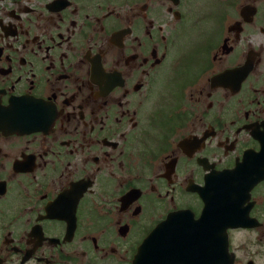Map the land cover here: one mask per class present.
<instances>
[{
	"label": "flooded vegetation",
	"instance_id": "obj_1",
	"mask_svg": "<svg viewBox=\"0 0 264 264\" xmlns=\"http://www.w3.org/2000/svg\"><path fill=\"white\" fill-rule=\"evenodd\" d=\"M183 210L264 264V0H0V264H172Z\"/></svg>",
	"mask_w": 264,
	"mask_h": 264
},
{
	"label": "water",
	"instance_id": "obj_2",
	"mask_svg": "<svg viewBox=\"0 0 264 264\" xmlns=\"http://www.w3.org/2000/svg\"><path fill=\"white\" fill-rule=\"evenodd\" d=\"M206 215L201 219H195L192 212L183 210V213L173 214L163 222L167 227L163 230V240L165 241L163 247L172 255V259L168 263L183 264L187 262L185 260L186 255L196 256V248L198 247L196 243L197 233L198 231H203L205 240L204 247L207 248V243H209L208 239L211 238L215 248L214 259L205 258L203 264H229V261L225 257L227 250L225 229L221 226L217 215ZM149 247V238H146L142 244V248L145 250V253H143L145 256L149 255ZM192 261L188 257V263L190 264ZM145 262L144 264H151V262Z\"/></svg>",
	"mask_w": 264,
	"mask_h": 264
}]
</instances>
